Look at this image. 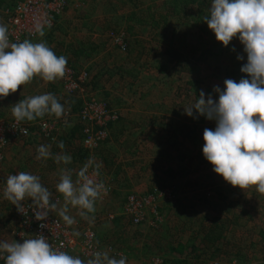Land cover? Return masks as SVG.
Instances as JSON below:
<instances>
[{
	"label": "rangeland",
	"instance_id": "rangeland-1",
	"mask_svg": "<svg viewBox=\"0 0 264 264\" xmlns=\"http://www.w3.org/2000/svg\"><path fill=\"white\" fill-rule=\"evenodd\" d=\"M140 3V6L134 8H140V10H142L141 12L147 16L146 21L150 23H147L145 28L153 26L152 22L159 19L160 16L165 13V0H142ZM134 5L133 2L130 4L126 3L125 0H86V2L83 4L81 3L78 7L72 6L65 14H63V16L70 14V17L64 21L62 19L63 22L57 25V23L61 21L60 19L55 25H57L56 27L59 29V32H64V30L69 29L72 31L74 30L75 25L81 24L78 19H80L82 14H85V16H87L86 30L88 31H84L85 33L83 34V37H85L87 42L92 41V43L96 44L95 38L99 40L104 37L107 39V42L110 41L108 44L112 47L120 50V52L128 54L131 46L130 34L126 39L128 49H120L115 41L110 38L109 33L126 31L117 28L119 27L116 24L117 22L113 23L115 19L111 20L112 25L108 24V20L111 16L115 17L116 11L132 10ZM91 16L103 19L97 18L98 21L100 20L98 22L97 19H90ZM3 18V15L0 13V24H3ZM69 18L71 19L69 20ZM117 20L120 21V19ZM109 25L114 26L111 27L112 30L110 31L106 29V27L109 28ZM118 25L120 24L118 23ZM96 26L104 28L103 31H92L91 27L96 28ZM122 26L123 25H121V27ZM196 29L199 30L198 27L194 26V22H190V20L185 17L171 18L164 37L161 34L156 38V40L160 41L157 43L152 41L154 45L149 42L148 46H145L147 50L144 51L143 61H141L143 65H141L142 63L140 64L139 70L141 71V77L148 76L147 78H150V81L149 83L142 82V78H139L138 87L135 89L136 91L141 92L150 90V92L153 93L154 102L161 107L154 106L157 110H160L158 112L161 113V122L164 124L171 123L172 125V129H169L168 132L166 131V128L165 136L168 135L174 137V135L178 134V148L177 150L174 149L173 153L175 156H171L176 162H173L172 164L159 163L158 165H161V167L164 168L166 165H172L171 170L173 172H187L188 175L178 180V184L183 185L184 190L176 191V187L172 186L177 179H161L160 182H168L164 188L171 189L162 188L159 185L160 183L155 180L151 184L150 189L144 194L130 193L128 195V187L126 184H123L124 187L121 186L117 191V186L113 184V181L111 182L103 179L100 175L98 176V178L110 182L114 187V191L105 199L98 200L97 202L103 204L110 199L109 202L111 203L108 202L106 205H113L114 208L111 210L106 208L107 210L104 212L108 213V211H112L117 215L120 214L119 218L122 217V222L125 223L124 220H127L129 230L137 233L134 237L136 243H132V236L130 235V239L126 240L127 242H121V248L119 250L117 249L119 252L123 253V256L127 253V258L129 259H126V262H128V264H147L153 257L163 259L165 264H197V262L193 261H198V258L195 257L190 263H182L185 261L181 258L185 256L186 249L184 246L181 247V244L179 243L178 247H175V250L169 252L168 249H164L172 239L173 234L178 233L177 229L175 232L173 231V234H169L170 228L165 226V220L170 219V221H172L170 217H173V221L181 222L183 221V218H185V220H193L194 217L196 225L198 226L201 222L206 223V215L211 217L214 215L216 220L219 217V220H224V225L221 227L223 228V231L219 242L216 241L211 243V245H208V250L211 256L207 258L208 254H202L207 258L202 264H264V195L259 194L255 188H250L244 191L239 188H234L213 171V166L205 159L202 149L204 146V130L206 128L215 130L216 121L208 120L204 116H198L195 111L193 112V116L189 117L186 115L184 109L198 100L201 91L205 93L206 99L211 95L214 100L218 101V94H216L213 89L218 86L223 91L224 81L226 79L235 80L237 83L242 78L250 79L240 70L242 66L247 63V55L238 38H234L229 46L225 48L221 43L217 42L213 32L204 33L202 36H199ZM68 32L69 31H66L65 33L67 34ZM99 32H102V35H100ZM105 32L107 33L105 34ZM67 37L68 35L65 36V39ZM71 37L74 38L73 35H71ZM38 42L34 40L33 43ZM102 42L105 43V41ZM98 47L99 46L94 47L95 50L86 51L84 59H81V62L77 63V65H74L72 61L69 65H71L78 73L88 70L93 78V74L89 70L88 64L91 59L88 62H86V60L90 58V56L92 59L98 57L99 50H96ZM164 49L168 50V54L171 53L174 62L173 64L164 65L166 62V56L161 55ZM154 55L157 56L154 57ZM238 56H243V59L238 60ZM162 61L163 63H161ZM158 65L164 66L163 73L167 70L169 71L162 74L157 67ZM39 79L41 78L36 77L30 84L21 86L17 90L15 94L20 97V100L31 97L30 88L37 85L36 83H39L44 87ZM51 84L55 86L54 95L64 106L65 110L71 108L75 109V112L71 109L72 116L69 117L67 121L61 122V124L69 123L71 120V123L74 121H80L76 114L83 102L82 96H78V94H65L63 84L60 80H57L54 83L52 82ZM130 91H132V89H130ZM90 93H92L99 101L108 103L113 110H116L118 113L120 112L119 117L121 116V109L119 107H114L108 100L101 99L99 96V98L97 97L93 82ZM10 98L11 95L2 98V102L5 103L7 108H11L15 105V103L12 102L14 100ZM12 103L13 105H11ZM50 116L53 120L57 119L54 115ZM64 116L65 114L62 118ZM0 117L2 118L0 119L2 123H7L14 119H11L12 115H0ZM175 127L177 128V131ZM181 128H186L188 132H182ZM84 149L87 150L85 147ZM164 151H166V149H164ZM93 152L94 154L96 153V151ZM182 157H184L185 160H182ZM94 169V166L91 164L89 170L92 171ZM148 172L150 171L148 170ZM138 187L140 188V185ZM172 189H174L176 193H174ZM115 190L116 192H119V195L116 194V196H114ZM131 194L151 198V200H149V206L152 208L154 214L153 221L157 216L158 220H156L154 225H152L153 221L151 222L150 220L146 231H139V226L136 225L144 224L145 221H147V216H145V221L143 223L136 224L133 221V217L126 212V204ZM26 201L32 203L30 200ZM56 202L58 201L56 200ZM185 203L192 204V206H188L187 209L184 208L179 211L176 210V207H171L172 209H170L171 211L168 214L165 211L166 208H170L166 207L170 206V204L176 206L177 204ZM15 211L16 209L11 212L10 216L13 224L0 223V225L3 226V228L0 227L1 241L10 242L15 240L16 242L22 243L23 239L34 238L33 236L36 235L35 228L26 230L19 225L15 216ZM104 212L101 213V215H106ZM52 213H50L48 217L57 221L61 225L59 236L56 239L64 240L67 237L73 239L74 243L72 248H68L65 251L69 255L81 258L86 264V261L89 258H92V256H90L91 254L88 252L86 246L87 238L85 233L93 230L91 228H86L83 232V228L78 227L79 229L75 231L71 226L62 223L57 217L53 216ZM192 214H195V216H191ZM100 216L98 218H100ZM187 216H191V218H186ZM198 216L201 218L200 220H197L199 219ZM129 217L131 218L132 223L129 221ZM149 219H151V216ZM173 221L172 223H168L167 226H172L170 224H174ZM104 222L106 223V227L112 224L116 226V224L119 223L107 222V220ZM204 226L208 229L206 225ZM104 228L105 227H102V230ZM79 231H81V234L83 233L82 239H80L81 235L79 234ZM138 233L140 236H138ZM179 237L180 235L178 238ZM53 240L52 237L48 238V242L53 248H57L58 244L56 245ZM95 240L96 234L94 232L92 243L97 251H101L95 243ZM105 245L107 248V245L110 244L106 242ZM170 254L173 255L174 258H170ZM0 264H5L4 259L0 261Z\"/></svg>",
	"mask_w": 264,
	"mask_h": 264
},
{
	"label": "crops",
	"instance_id": "crops-1",
	"mask_svg": "<svg viewBox=\"0 0 264 264\" xmlns=\"http://www.w3.org/2000/svg\"><path fill=\"white\" fill-rule=\"evenodd\" d=\"M125 1L126 3L132 4L133 2L135 4L132 7V10L116 11L115 17L111 16L109 18L108 24L112 25L111 20L115 19L116 21L114 20L113 23L117 22L116 24L119 27L115 26L117 28L124 29L128 34H130L131 46L128 54L120 52V50L112 47L108 44L110 41L107 42V39L104 37V39L100 38L99 40L95 38L96 44L92 43V41L87 42L85 37H83V34L85 33L84 31H88L86 30L87 16H85V14H82L80 19H78L81 24L75 25L74 30H72L73 32L70 31V29L64 30V32H59V29L56 27L58 24L70 17V14H68L67 16L64 15L57 18L55 24L61 19L57 25L46 28L44 30L45 35L43 37L38 35L36 39L27 37L23 39V41L27 39L32 42H34V40H36V42H45L57 56H65L68 60V65L71 61L74 65H77V63L81 62V59H84L86 51L95 50L94 47L99 46L96 48V50H99L98 57L92 59L90 56V58L86 60V62H88L91 59L88 64L89 70L93 74V87L97 97L99 96L101 99L108 100L114 107H119L121 109V116L117 121L111 122L108 127V138L99 146V148H97V150H95V154L92 151L84 149V134L82 132L83 124L80 121H74L71 123V120L66 124L58 122L57 129L55 131L57 140L54 142L45 137V135L32 134V136L27 138L7 137V144L0 150V223L13 224L10 216L11 212L14 211L16 207L12 205L10 201L4 199L3 190L6 187L7 177L9 175H15L21 171L37 175L40 178L42 185L52 193V202L57 203L58 209L63 207L64 204L62 195L56 191V185L60 179L59 169L68 168L73 170V180H75V173L89 161H91L94 168L96 165H100L99 175L103 179L111 182L113 181V184L117 186V191L121 186H123V184H126L128 187V195L130 193L144 194L150 189L151 184L155 180H157L160 183L158 184L164 188L168 182H160L161 179H177L175 184L171 183L172 186L176 187V191L184 190L183 185L178 184V180L188 175L187 172H173L171 170L172 165H166L165 168L158 165L159 163L172 164L173 162H176V160L171 156H175L173 153L174 149L177 150L178 148V134L174 135V137L168 135L165 136L166 131L168 132L169 129H172V125L171 123L164 124L161 122V113L158 112L160 110H157V108L154 107L160 106L154 102L153 93H151L150 90L142 92L135 90L138 87L139 78H142V82L149 83L150 81V78H147L148 76L141 77V71L139 70V66L142 63L141 61H143L144 51L147 50L145 46H148L149 42L154 45L152 41L155 43L160 41L156 40V38L161 34L164 37L166 30L162 27L153 26L145 28L147 23H150L146 21L147 16L141 12L142 10H140V8H134L136 6H140V2L142 0ZM84 2H86V0H81L82 4ZM15 3L16 0H14L11 5L7 4L0 7V13L4 7L13 6ZM97 18L100 17L91 16L90 19L93 20ZM70 19L71 18H69V20ZM117 19H120V21ZM2 23L5 24L4 18ZM118 23L120 25H118ZM111 25H109V28L106 27V29L109 31L112 30L111 27L114 26ZM121 25L123 26L121 27ZM91 29L92 31H103L104 28L96 26V28L91 27ZM66 31L69 32L66 34ZM107 32H105V34ZM99 34L102 35V32H99ZM66 35H68V37L65 39ZM71 35H73L74 38H72ZM102 41H105V43ZM167 52L168 50L164 49L161 54L166 56V62L164 65H171L174 63L173 57H171V53L168 54ZM156 56L157 55H154V57ZM161 63H163V61ZM141 65H143V63ZM157 67L162 74L169 71L167 70L163 73L164 66L158 65ZM39 81L42 85H44V87L41 86V84L36 83L37 85L30 88V96L45 93L54 94L55 86L51 84L52 82H47L42 79H39ZM130 89H132L133 92L130 91ZM10 99L14 100L12 102L16 104L19 102L20 97L14 93L11 94ZM2 100L3 99L0 98V115L11 116V108H7ZM11 105H13V103ZM72 110L75 112V109ZM13 118L14 117L12 116L11 119ZM0 119L2 118L0 117ZM175 129L177 131L176 127ZM181 130L184 133L188 132L186 128H181ZM61 141L65 144V148L63 150L57 146ZM40 145H51L50 151L53 156L63 153L70 155L72 157V163L68 165L57 164L52 158H49L46 161H38L36 156L38 155L37 148ZM164 149H166V151H164ZM181 159L185 160L184 157ZM148 170L150 172H148ZM139 185L140 188L138 187ZM172 191L176 193L174 189H172ZM123 192L125 193L124 190ZM118 193L119 192H116L115 190L114 196H116V194L119 195ZM56 200L58 202H56ZM109 200L103 204L99 202L96 203L95 213L90 214V216L94 215V220L92 222L82 219L78 214L79 210L69 206V215L73 216L76 220V223L71 225V228L76 231L79 229L78 227H80L83 228V232L86 228H91L96 234L95 243L101 251H108L110 256L119 259L120 255H123L122 252L118 251L121 248V242H127L126 240L130 239L131 235L132 243H136L134 237L137 233L129 230L127 220H124L125 223L122 222V217L119 218L120 214L117 215L112 211H108V213L104 212L107 209L111 210L114 208L113 205H106ZM188 206H192V204L185 203L177 204L176 206H172L170 204V206H166L170 208H166L165 211L168 214L171 211L170 209H172L171 207H176V210L179 211L184 208L187 209ZM103 212L106 215H101ZM52 215L64 223V221L58 216L57 212L52 213ZM99 216L100 218H98ZM146 216L147 221H145L144 224H141L142 226L136 225L139 226V231H146L150 220L151 222L153 221L154 214L152 212V208L149 207L147 209ZM150 216L151 219H149ZM191 216H195V214H192ZM191 216H187L186 218H191ZM170 218L173 221L174 218ZM129 219L132 223L130 217ZM200 219L201 218L197 220ZM105 220H107V222L119 223H117L118 225L116 224V226L112 224L106 227V223L104 222ZM172 221H170V219H166L165 226L170 228L169 234H173V231L175 232L177 229L178 233L173 234L172 239L168 242L164 249H168L170 252L171 250H175V247H178L179 243L181 244V247L184 246L186 249L185 256L181 258L185 260L182 263H190L194 257L198 258V261L193 260L197 262V264L205 262L207 258L211 256L208 250V245H211V243L216 241L219 242L222 236L223 228L221 227L224 225V220H219V217L216 220L214 215L212 217L206 215V223L208 225L201 222L197 226L196 220L193 217V220H185V218H183V221H173L174 224H170L172 226H167L168 223H172ZM204 225H206L208 229ZM0 227L3 228L1 225ZM102 227L105 228L102 230ZM212 232L216 235H211L213 238L210 239L208 236L212 234ZM79 234L81 235L80 239H82L83 233L81 234V231H79ZM179 235L180 237L178 238ZM138 236H140L139 233ZM106 242L110 244L107 245V248L105 245ZM199 243H202L206 250H200ZM203 253L208 254L207 258L205 255H202ZM124 256L127 258V253ZM170 258H174V256L170 254ZM126 264H128V262H126Z\"/></svg>",
	"mask_w": 264,
	"mask_h": 264
},
{
	"label": "clouds",
	"instance_id": "clouds-1",
	"mask_svg": "<svg viewBox=\"0 0 264 264\" xmlns=\"http://www.w3.org/2000/svg\"><path fill=\"white\" fill-rule=\"evenodd\" d=\"M208 28L214 33L217 42L225 48L234 38H238L247 55V63L240 69L250 79L242 78L238 83L232 79L224 81V90L218 86L213 91L218 101L211 95L205 98L200 92L198 100L184 108L186 115L204 116L216 121L215 130L206 128L203 133L202 149L205 159L213 166V171L225 182L242 191L255 188L264 195V0H211L210 16L204 17ZM50 26V23H49ZM40 37L45 35L43 27L37 25ZM234 50V49H233ZM242 60L243 56H238ZM68 60L57 56L45 43L24 40L12 43L8 27L0 24V98H6L24 85L39 77L47 82L63 79L67 72ZM17 124L43 119L54 115L57 119L65 114L64 106L51 93L31 96L20 100L11 107ZM26 133V129H20ZM0 142H4L0 139ZM61 150L65 144L57 145ZM51 145H40L36 159H54L57 164L68 165L72 157L66 153L53 156ZM91 161L85 163L76 173L60 168V179L56 191L62 195L64 204L58 209L52 202V193L42 185L40 178L28 172L9 175L3 190L4 199L11 202L17 211L27 215L29 209L39 227H47L43 221L52 212L68 226L76 223L69 215V206L78 209L82 219L92 222L96 203L106 195L107 187L96 178L100 165L90 172ZM26 200L31 204L25 205ZM25 235V234H24ZM23 239L22 243L0 241V259L5 264H85L79 257L69 255L59 248H53L43 234ZM86 264H126L122 254L117 259L108 251H96Z\"/></svg>",
	"mask_w": 264,
	"mask_h": 264
},
{
	"label": "built area",
	"instance_id": "built-area-1",
	"mask_svg": "<svg viewBox=\"0 0 264 264\" xmlns=\"http://www.w3.org/2000/svg\"><path fill=\"white\" fill-rule=\"evenodd\" d=\"M80 5L81 0H16L15 5L4 7L1 10V14L4 17V25L8 27L10 42L19 43L26 37L36 38L39 35L36 31L37 25L42 26L43 30L50 28L55 25L57 18L63 16L72 6L78 7ZM128 35L129 34L124 31L109 33L110 38L113 39L122 50L128 49L126 41ZM67 68L69 71L66 76L58 80L62 82L65 94H78V96H82L83 102L76 115L83 124L84 147L93 152L107 139L108 127L111 122L119 119V113L113 110L108 103L99 101L90 93L92 76L88 70L78 73L71 65H67ZM71 111V109L65 110V116L58 120H53L51 116L47 115L43 119L37 121L28 122L25 120L19 124L16 123L15 119L7 123H2L0 121V139L4 140V142H0V150L7 144V137L27 138L34 134L45 135V137L49 138L52 142L56 141L55 131L57 129V123L67 121L68 118L72 116ZM20 129H26L27 131L26 133L21 132ZM96 179L103 182L108 189L107 194L103 195L100 199L103 200L113 193L114 187L108 181H104L98 177ZM149 200H151L150 197L136 196L135 194L129 196L126 204V212L133 217V221L136 224H141L145 221L146 211L150 207ZM24 203L26 206L27 204H31L28 201ZM15 216L19 225L24 229L31 230L35 228L36 235L43 234L47 238L52 237L55 244H58L57 248L61 251L72 248L74 243L73 239L68 237L64 240L56 239L59 236L61 225L50 217L43 221L47 227L41 229L39 227L41 222L35 219L31 209H29L27 215L19 213L16 209ZM157 218L152 222L153 225L156 220H158ZM93 235V231H87L85 233L87 238L86 246L90 254L97 251L92 243ZM1 260L3 259H0V261ZM147 264L165 263L163 259L153 257Z\"/></svg>",
	"mask_w": 264,
	"mask_h": 264
},
{
	"label": "trees",
	"instance_id": "trees-1",
	"mask_svg": "<svg viewBox=\"0 0 264 264\" xmlns=\"http://www.w3.org/2000/svg\"><path fill=\"white\" fill-rule=\"evenodd\" d=\"M14 0H0V7L4 5L13 4ZM210 3L211 0H166L165 13L160 16L159 19L152 22L153 27H162L168 29L169 20L171 18H187L194 22V26L198 27V35L202 36L204 33H212L208 28L207 23L204 20L205 16H210ZM68 65V64H67ZM216 235L212 232L208 237L212 239V236ZM200 250H204L205 247L202 243H199Z\"/></svg>",
	"mask_w": 264,
	"mask_h": 264
}]
</instances>
